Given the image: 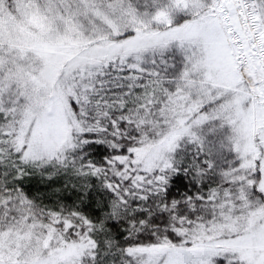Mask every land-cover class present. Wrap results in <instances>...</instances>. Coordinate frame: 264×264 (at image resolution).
I'll list each match as a JSON object with an SVG mask.
<instances>
[{
	"label": "snow or ice",
	"instance_id": "obj_1",
	"mask_svg": "<svg viewBox=\"0 0 264 264\" xmlns=\"http://www.w3.org/2000/svg\"><path fill=\"white\" fill-rule=\"evenodd\" d=\"M0 264H264V0H0Z\"/></svg>",
	"mask_w": 264,
	"mask_h": 264
}]
</instances>
